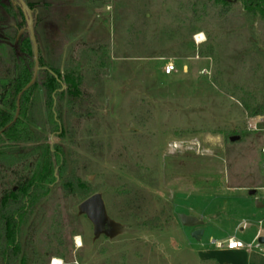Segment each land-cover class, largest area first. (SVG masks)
I'll return each mask as SVG.
<instances>
[{
	"label": "rangeland",
	"instance_id": "374dc122",
	"mask_svg": "<svg viewBox=\"0 0 264 264\" xmlns=\"http://www.w3.org/2000/svg\"><path fill=\"white\" fill-rule=\"evenodd\" d=\"M24 1L35 7L47 66L73 72L81 92L73 103L84 116L66 97L62 136L47 134L48 143L107 216L96 228L81 210L87 199L65 198L58 178L22 230V247L32 238L36 251L25 249V264H221L201 253L228 239L212 221L247 223L243 239L264 264L251 238L264 231V114L252 116L264 106V17L243 0ZM12 2L0 0V77L14 71L22 34ZM185 209L211 212L201 242L180 223Z\"/></svg>",
	"mask_w": 264,
	"mask_h": 264
},
{
	"label": "trees",
	"instance_id": "16d2710c",
	"mask_svg": "<svg viewBox=\"0 0 264 264\" xmlns=\"http://www.w3.org/2000/svg\"><path fill=\"white\" fill-rule=\"evenodd\" d=\"M12 1L15 21L22 34L14 41V71L6 77H0V184L10 175L14 177L13 187L8 188L4 184L3 189H0V257L3 264H25V249L31 247L35 251V248L32 238L26 242L25 248L22 247V230L37 204L49 195L58 178H65L68 172L62 148L51 146L47 134L62 136L60 104L66 97L69 98L67 107L71 113L79 117L84 114L78 112L73 103V99L81 93L73 72L63 75L57 68L47 66L39 40L41 67L35 83L26 89L34 79V46L29 17L18 0ZM216 1L228 4V0ZM243 2L250 16L264 17V0ZM26 4L34 14V30L37 33L39 19L35 7ZM5 38L0 31V41ZM41 102L47 116L44 115ZM263 114V105L252 112V116ZM61 190L65 198L85 200L92 193L89 184L73 173L62 181ZM36 231L34 228L32 232Z\"/></svg>",
	"mask_w": 264,
	"mask_h": 264
},
{
	"label": "crops",
	"instance_id": "0c3cea01",
	"mask_svg": "<svg viewBox=\"0 0 264 264\" xmlns=\"http://www.w3.org/2000/svg\"><path fill=\"white\" fill-rule=\"evenodd\" d=\"M226 188L231 189L232 186H230V187L226 186ZM234 189H238V188L236 187ZM243 189L245 192L249 193V196H251L250 190L248 189V187L244 186ZM256 195H257V193H256ZM260 204L262 205V203H260ZM263 207H264V205H262V207H258V208H263ZM180 214H186L188 216H194V217H197V218L203 220L205 225L202 227V229H204V231H205L204 236L206 235V232H207V225L206 224L211 219V212H209L208 210H206V212H203V211L199 212L196 210H189L188 211L185 209ZM241 225L242 224H239V226L234 227V224H230L229 228H226L227 229L226 230V229L222 228V224H220L219 222L217 223L215 221H212L213 227H216L221 231L227 232L226 234L228 236L227 237L228 239H225L223 241H218V242H223V243L227 242L230 238L235 236L238 239H240L242 242H244V244L246 246H252L250 244H247L246 243L247 241H245V239H243L244 235L246 234V230L248 229L247 223L243 224V226H241ZM263 225H264V222H261L260 226L262 227ZM251 231H252L251 238H252L253 242L257 243V242H259L260 239H262V238L264 239V231L262 228L256 229V227H254L253 229H251ZM193 232H194V229L189 230V236L190 237H191ZM204 236H203V238H204ZM213 242H217V241H213ZM259 244L264 246V244H261L260 242H259ZM201 253L207 257L213 255V257L220 260L221 264H261L259 258H256L253 256V251L247 252V251L217 250L213 246H212V248H209L206 245H203L202 249H201Z\"/></svg>",
	"mask_w": 264,
	"mask_h": 264
},
{
	"label": "water",
	"instance_id": "95a60500",
	"mask_svg": "<svg viewBox=\"0 0 264 264\" xmlns=\"http://www.w3.org/2000/svg\"><path fill=\"white\" fill-rule=\"evenodd\" d=\"M18 2L29 17L30 33H31V38H32L33 46H34V55L36 59L34 79L31 82V84L26 88L28 89L35 83L37 75H38V71H39L38 46H37V40L35 36V31H34V20H33L32 10L27 6L24 0H18ZM239 140H240V137L231 138L232 142H237ZM256 193H257V190L250 191L251 196H255ZM257 207H262V205L259 202H257ZM81 210L88 217V219L95 225L96 228L102 229L107 224L106 208H105L104 201L102 200V197L100 195L97 194L87 199L81 205ZM179 220L183 227L194 229V232L191 235L193 239H195L198 242L202 240L204 233H205L204 229H202V227L205 225L203 220L197 217H194V216H188L186 214H180ZM259 242L261 244H264V239L263 238L260 239Z\"/></svg>",
	"mask_w": 264,
	"mask_h": 264
},
{
	"label": "built area",
	"instance_id": "2783aa9c",
	"mask_svg": "<svg viewBox=\"0 0 264 264\" xmlns=\"http://www.w3.org/2000/svg\"><path fill=\"white\" fill-rule=\"evenodd\" d=\"M196 43L200 44L201 42L196 39ZM164 73L166 76H172L176 73V66L173 63H169L165 66ZM176 147V145H175ZM178 147V146H177ZM262 153L264 154V148L262 149ZM264 168V166H263ZM212 246L217 250H228V251H247L251 252L253 246H246L244 242H242L237 237L230 238L227 242H213Z\"/></svg>",
	"mask_w": 264,
	"mask_h": 264
},
{
	"label": "bare ground",
	"instance_id": "6f19581e",
	"mask_svg": "<svg viewBox=\"0 0 264 264\" xmlns=\"http://www.w3.org/2000/svg\"><path fill=\"white\" fill-rule=\"evenodd\" d=\"M197 39L201 42V39H203V35H200L199 37H197ZM77 244L78 246H81V240L79 238H77ZM53 264H62V262L59 259H54Z\"/></svg>",
	"mask_w": 264,
	"mask_h": 264
}]
</instances>
